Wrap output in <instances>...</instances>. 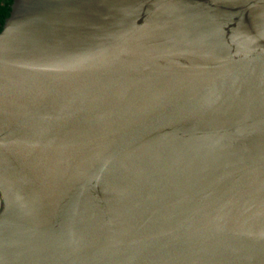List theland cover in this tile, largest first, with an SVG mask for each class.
<instances>
[{"label": "water", "instance_id": "obj_1", "mask_svg": "<svg viewBox=\"0 0 264 264\" xmlns=\"http://www.w3.org/2000/svg\"><path fill=\"white\" fill-rule=\"evenodd\" d=\"M0 264H264V0H13Z\"/></svg>", "mask_w": 264, "mask_h": 264}, {"label": "trees", "instance_id": "obj_2", "mask_svg": "<svg viewBox=\"0 0 264 264\" xmlns=\"http://www.w3.org/2000/svg\"><path fill=\"white\" fill-rule=\"evenodd\" d=\"M12 1L13 0H0V31L5 19L9 16Z\"/></svg>", "mask_w": 264, "mask_h": 264}]
</instances>
